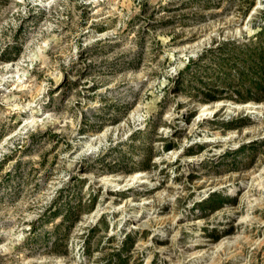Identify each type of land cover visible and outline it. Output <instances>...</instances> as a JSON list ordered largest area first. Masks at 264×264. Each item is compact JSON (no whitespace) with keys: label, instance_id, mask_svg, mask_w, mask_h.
<instances>
[{"label":"rangeland","instance_id":"1","mask_svg":"<svg viewBox=\"0 0 264 264\" xmlns=\"http://www.w3.org/2000/svg\"><path fill=\"white\" fill-rule=\"evenodd\" d=\"M263 29L264 0H0V264H264Z\"/></svg>","mask_w":264,"mask_h":264},{"label":"trees","instance_id":"2","mask_svg":"<svg viewBox=\"0 0 264 264\" xmlns=\"http://www.w3.org/2000/svg\"><path fill=\"white\" fill-rule=\"evenodd\" d=\"M261 33L264 35V29L261 31ZM264 47V44H263ZM258 60H259V67L261 69H264V50H262L259 54H258ZM254 86L256 88L260 87L263 88L264 86V79L263 80H259V81H254ZM170 145H168L167 147H169Z\"/></svg>","mask_w":264,"mask_h":264}]
</instances>
